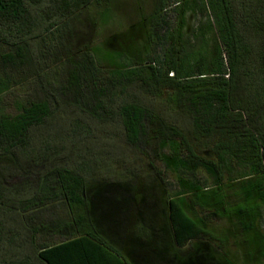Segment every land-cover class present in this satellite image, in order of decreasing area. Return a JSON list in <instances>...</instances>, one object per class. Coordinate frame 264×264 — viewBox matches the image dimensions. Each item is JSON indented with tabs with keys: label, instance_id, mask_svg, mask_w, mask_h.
Masks as SVG:
<instances>
[{
	"label": "trees",
	"instance_id": "trees-1",
	"mask_svg": "<svg viewBox=\"0 0 264 264\" xmlns=\"http://www.w3.org/2000/svg\"><path fill=\"white\" fill-rule=\"evenodd\" d=\"M118 4L0 0V264H264V0Z\"/></svg>",
	"mask_w": 264,
	"mask_h": 264
},
{
	"label": "rangeland",
	"instance_id": "rangeland-1",
	"mask_svg": "<svg viewBox=\"0 0 264 264\" xmlns=\"http://www.w3.org/2000/svg\"><path fill=\"white\" fill-rule=\"evenodd\" d=\"M136 2L141 3L142 12L149 13L151 7L153 6V0H119V12H117L118 17L113 21V25L101 26L97 24L93 26L91 21L87 20L85 17H80L79 22L72 24L73 32V46L82 47L84 44H89L90 46H103L104 42L112 35L119 32H123L127 27L132 24L136 19L137 15L133 12L136 11ZM204 18L199 12L190 11L187 14V25L189 28H196L199 23L203 22ZM103 67H107L103 64ZM25 89L23 87L16 88L4 96L3 107L5 110L12 112L15 110V100L22 98L24 96ZM238 171L234 174L237 176ZM264 225V221L262 222Z\"/></svg>",
	"mask_w": 264,
	"mask_h": 264
}]
</instances>
